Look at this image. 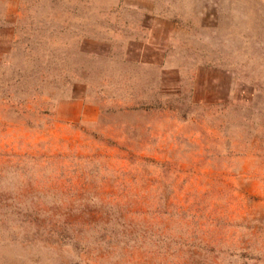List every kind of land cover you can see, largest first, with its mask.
<instances>
[{"label":"rangeland","instance_id":"374dc122","mask_svg":"<svg viewBox=\"0 0 264 264\" xmlns=\"http://www.w3.org/2000/svg\"><path fill=\"white\" fill-rule=\"evenodd\" d=\"M0 264H264V0H0Z\"/></svg>","mask_w":264,"mask_h":264}]
</instances>
